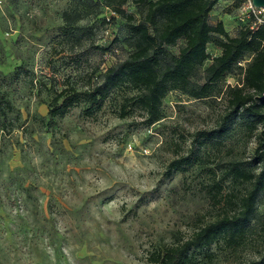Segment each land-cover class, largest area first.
I'll use <instances>...</instances> for the list:
<instances>
[{"label":"rangeland","instance_id":"obj_1","mask_svg":"<svg viewBox=\"0 0 264 264\" xmlns=\"http://www.w3.org/2000/svg\"><path fill=\"white\" fill-rule=\"evenodd\" d=\"M82 2L0 0V264H158L160 251L218 215L205 187L224 173L220 163H247L256 147L249 130L237 127L208 164L172 167L204 153L198 133L225 113L227 88L239 82L234 75L204 101L170 92L152 125L140 109L120 116L134 93L126 88L112 91L92 116L81 102L51 118L56 92L88 89L131 51L126 20L112 9L66 24L64 14ZM239 2L219 0L211 12L210 22L222 21L232 37L251 21L243 19L249 0ZM125 10L141 16L131 1ZM208 53L204 67L221 51L209 45ZM243 190L227 182V192ZM262 214L264 191L256 205ZM248 239L237 253L221 238L189 256L194 264H249L264 244L259 233Z\"/></svg>","mask_w":264,"mask_h":264},{"label":"trees","instance_id":"obj_2","mask_svg":"<svg viewBox=\"0 0 264 264\" xmlns=\"http://www.w3.org/2000/svg\"><path fill=\"white\" fill-rule=\"evenodd\" d=\"M130 1L141 11L139 18L126 12L125 6ZM218 2L83 0V9L64 14L66 24L73 25L83 17L99 13L103 7L112 9L126 20L129 35L124 42L131 51L124 60L102 72L88 89L66 87L56 92L49 109L51 118L65 116L81 102L85 104L84 113L92 116L101 110L112 91L126 88L134 93L124 99L120 116L125 118L132 110L140 109L145 112V123L152 125L161 119L163 100L170 92L179 91L191 99L204 101L213 96L215 87L229 75L239 77L236 85L227 88L225 113L212 129L198 133L204 153L175 161L172 167L208 164L213 149L222 146L237 127L249 130L256 140L250 161L232 158L220 163L224 173L205 187L218 215L186 240L160 251L154 261L158 264H194L189 256L192 250L211 246L221 238L232 253L252 244L250 234L259 233L264 244V214L256 215L257 200L264 191V25L251 29V20L232 37L222 21L210 22ZM180 42L184 46L179 53L173 52L171 48ZM209 45L221 53L204 67L210 58ZM227 153L234 156V148ZM228 181L242 185L241 194L227 192ZM249 264H264V254Z\"/></svg>","mask_w":264,"mask_h":264},{"label":"built area","instance_id":"obj_3","mask_svg":"<svg viewBox=\"0 0 264 264\" xmlns=\"http://www.w3.org/2000/svg\"><path fill=\"white\" fill-rule=\"evenodd\" d=\"M248 0H245V3ZM245 13L243 19L252 20L250 25L251 29H257L258 27L264 25V8H257L253 5L252 1L249 0V6L244 7Z\"/></svg>","mask_w":264,"mask_h":264},{"label":"water","instance_id":"obj_4","mask_svg":"<svg viewBox=\"0 0 264 264\" xmlns=\"http://www.w3.org/2000/svg\"><path fill=\"white\" fill-rule=\"evenodd\" d=\"M252 3L257 8H264V0H252Z\"/></svg>","mask_w":264,"mask_h":264}]
</instances>
